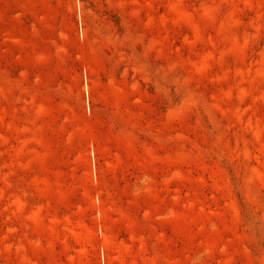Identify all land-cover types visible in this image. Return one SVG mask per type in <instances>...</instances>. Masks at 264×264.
<instances>
[{
	"label": "rangeland",
	"instance_id": "obj_1",
	"mask_svg": "<svg viewBox=\"0 0 264 264\" xmlns=\"http://www.w3.org/2000/svg\"><path fill=\"white\" fill-rule=\"evenodd\" d=\"M0 264H264V0H0Z\"/></svg>",
	"mask_w": 264,
	"mask_h": 264
}]
</instances>
